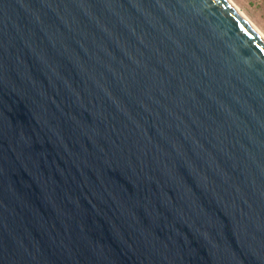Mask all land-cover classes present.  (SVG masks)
Here are the masks:
<instances>
[{
    "label": "water",
    "instance_id": "water-1",
    "mask_svg": "<svg viewBox=\"0 0 264 264\" xmlns=\"http://www.w3.org/2000/svg\"><path fill=\"white\" fill-rule=\"evenodd\" d=\"M0 264H264V41L227 0H0Z\"/></svg>",
    "mask_w": 264,
    "mask_h": 264
},
{
    "label": "rangeland",
    "instance_id": "rangeland-1",
    "mask_svg": "<svg viewBox=\"0 0 264 264\" xmlns=\"http://www.w3.org/2000/svg\"><path fill=\"white\" fill-rule=\"evenodd\" d=\"M264 37V0H230Z\"/></svg>",
    "mask_w": 264,
    "mask_h": 264
},
{
    "label": "bare ground",
    "instance_id": "bare-ground-1",
    "mask_svg": "<svg viewBox=\"0 0 264 264\" xmlns=\"http://www.w3.org/2000/svg\"><path fill=\"white\" fill-rule=\"evenodd\" d=\"M228 1V3L241 15V16H243V14L236 8V6H234L233 4H232V2L230 1V0H227ZM248 22H249V24L253 27V29L257 32V34L261 37V39L264 41V37H263V35L256 29V27L245 17V16H243Z\"/></svg>",
    "mask_w": 264,
    "mask_h": 264
}]
</instances>
